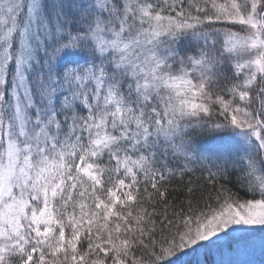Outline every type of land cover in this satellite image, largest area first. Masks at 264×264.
<instances>
[{
    "label": "snow or ice",
    "instance_id": "snow-or-ice-1",
    "mask_svg": "<svg viewBox=\"0 0 264 264\" xmlns=\"http://www.w3.org/2000/svg\"><path fill=\"white\" fill-rule=\"evenodd\" d=\"M0 264H264V0H0Z\"/></svg>",
    "mask_w": 264,
    "mask_h": 264
},
{
    "label": "trees",
    "instance_id": "trees-1",
    "mask_svg": "<svg viewBox=\"0 0 264 264\" xmlns=\"http://www.w3.org/2000/svg\"><path fill=\"white\" fill-rule=\"evenodd\" d=\"M229 187H231V185H229ZM233 191H236V189H233ZM240 194L242 195L243 193L241 192Z\"/></svg>",
    "mask_w": 264,
    "mask_h": 264
}]
</instances>
